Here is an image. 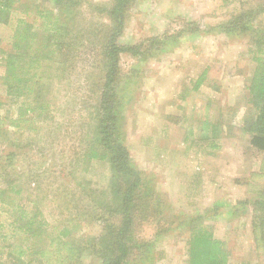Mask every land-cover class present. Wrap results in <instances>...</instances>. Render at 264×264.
I'll use <instances>...</instances> for the list:
<instances>
[{
	"label": "rangeland",
	"instance_id": "1",
	"mask_svg": "<svg viewBox=\"0 0 264 264\" xmlns=\"http://www.w3.org/2000/svg\"><path fill=\"white\" fill-rule=\"evenodd\" d=\"M33 2L16 0L12 16L34 22ZM81 2L82 22L69 60L55 57L46 68L40 86L45 108L20 115L26 98L6 97L0 66V96L6 103L0 107V169L22 185L21 202L34 200L50 226L71 228L65 240L91 250L101 247L99 236L120 216L110 163L87 155L107 71L103 44L112 29L106 12L112 0ZM247 11L252 23L264 28V0H131L119 38L129 50L120 53L118 83L130 91L124 130L142 181L132 201L125 264H187L192 219L199 215L224 241L231 263L264 264V238L254 231L253 211L242 206L257 198L263 182L252 181L264 151L244 130V118L253 110L246 88L255 66L248 51L251 37L211 29L245 18ZM11 33V26L0 24L3 46L10 44ZM12 146L15 153L3 159ZM3 233L13 234L9 226Z\"/></svg>",
	"mask_w": 264,
	"mask_h": 264
},
{
	"label": "trees",
	"instance_id": "2",
	"mask_svg": "<svg viewBox=\"0 0 264 264\" xmlns=\"http://www.w3.org/2000/svg\"><path fill=\"white\" fill-rule=\"evenodd\" d=\"M34 1L32 7L38 12L32 22L28 17L15 19L12 16L16 0H0V24L11 26L12 32L9 45L3 46L0 39V66L4 69L2 85L5 87L6 97H11L12 101H18L20 97L26 98L18 108L20 115L45 108L46 103L41 102L44 98L40 93V86L47 77L46 68L55 61V57L65 55L62 63L69 60L66 56L70 55L69 51L75 45L78 27L82 22L78 9L82 4L81 0ZM130 5L131 0H112L111 6L106 9L112 24L103 44L107 71L101 87L95 138L87 152L89 160H107L111 165L114 185L112 191L117 202L116 211L120 214L119 223L108 224L111 230H104V235L99 236L100 249L82 248L74 240L64 239L72 233L69 226H50L39 217L41 210L34 200L21 202L22 185L17 183V178H13L8 170L0 169L1 183L4 182L0 187V235L5 243L0 247V264H125L129 258L134 224L132 201L142 181L141 173L133 165L124 130L125 108L131 99L130 91L126 92L124 87L121 89L118 83L120 53L129 50L120 44L119 38ZM29 9L28 6L25 12ZM244 16L245 18L233 17L211 29L228 35L247 34L251 37L248 51L255 66L246 88L254 112L250 111L244 118V130L251 134L252 144L264 151V28L252 23V11H247ZM38 21L39 30L35 26ZM61 48H65L67 53L60 54ZM204 78L205 72L198 79L196 87L202 84ZM1 99L0 96V107H3L6 103ZM15 148L5 154L3 159L10 158L15 153ZM85 155L86 152L83 157ZM87 170L86 166L84 171ZM40 175L37 173L36 178ZM81 176L83 177L82 172L79 177ZM254 178V184L258 183L257 178L263 181L257 190V198H251L249 203L247 200L243 201L242 206L246 212L253 211L254 231H259L264 238L263 160L259 170L254 173ZM122 179L126 182L124 185L121 184ZM35 181L29 179V183L36 184ZM30 184L28 189L32 188ZM47 204L45 205L48 206ZM231 213L236 216L239 214L235 209ZM192 222L187 264H233L224 241L215 236L213 227L204 221L203 216L193 218ZM7 226L11 228L12 235L3 233ZM145 245L147 244L144 243ZM89 246L93 247L95 244ZM85 251H90L88 253L91 258Z\"/></svg>",
	"mask_w": 264,
	"mask_h": 264
}]
</instances>
